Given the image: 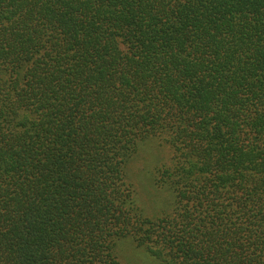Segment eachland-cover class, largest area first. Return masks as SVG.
Here are the masks:
<instances>
[{
  "label": "trees",
  "instance_id": "obj_1",
  "mask_svg": "<svg viewBox=\"0 0 264 264\" xmlns=\"http://www.w3.org/2000/svg\"><path fill=\"white\" fill-rule=\"evenodd\" d=\"M137 252L264 264V0H0V264Z\"/></svg>",
  "mask_w": 264,
  "mask_h": 264
},
{
  "label": "rangeland",
  "instance_id": "obj_2",
  "mask_svg": "<svg viewBox=\"0 0 264 264\" xmlns=\"http://www.w3.org/2000/svg\"><path fill=\"white\" fill-rule=\"evenodd\" d=\"M157 145L154 141L143 143L137 154V160L132 163V179L137 201L141 208L149 217H157L166 210V193L156 183L154 173L157 164ZM136 251H132L135 253ZM137 254V255H136ZM136 255L138 264H149L146 257Z\"/></svg>",
  "mask_w": 264,
  "mask_h": 264
}]
</instances>
